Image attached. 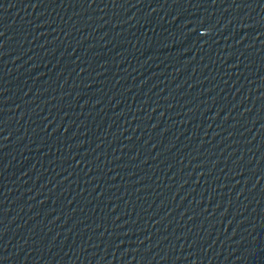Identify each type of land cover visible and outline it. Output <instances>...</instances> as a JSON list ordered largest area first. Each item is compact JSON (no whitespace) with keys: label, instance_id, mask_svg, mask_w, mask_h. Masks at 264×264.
<instances>
[{"label":"water","instance_id":"95a60500","mask_svg":"<svg viewBox=\"0 0 264 264\" xmlns=\"http://www.w3.org/2000/svg\"><path fill=\"white\" fill-rule=\"evenodd\" d=\"M0 264H264V0H0Z\"/></svg>","mask_w":264,"mask_h":264}]
</instances>
